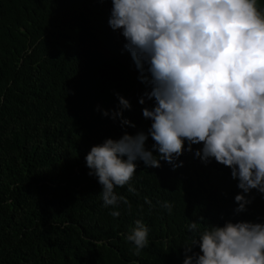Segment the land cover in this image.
I'll use <instances>...</instances> for the list:
<instances>
[{"label": "trees", "instance_id": "obj_1", "mask_svg": "<svg viewBox=\"0 0 264 264\" xmlns=\"http://www.w3.org/2000/svg\"><path fill=\"white\" fill-rule=\"evenodd\" d=\"M51 1L0 0V264H183L191 222L264 223V194L253 190L247 211L236 214L238 181L227 167L197 158L202 145L185 151L175 170L163 160L160 168L138 160L135 192L116 189L131 208L104 207L85 157L106 139L147 133L142 109L153 105L144 97L150 89L100 4L86 3L98 41H76L69 30L45 32L53 26L44 15ZM117 93L130 101L124 117L135 127L112 119ZM153 143L149 137L146 148ZM137 219L149 229L139 256L126 240Z\"/></svg>", "mask_w": 264, "mask_h": 264}, {"label": "clouds", "instance_id": "obj_2", "mask_svg": "<svg viewBox=\"0 0 264 264\" xmlns=\"http://www.w3.org/2000/svg\"><path fill=\"white\" fill-rule=\"evenodd\" d=\"M52 0L47 31L69 30L76 41L97 38L99 28L87 13V0ZM109 26L121 32L125 50L139 72L138 79L153 101L142 109L151 121L147 133H125L106 139L86 155L89 175L102 186L104 207L131 205L116 189L128 186L137 161L160 168L173 166L185 151L204 164L217 162L231 171L240 193L236 214L247 211L253 190L264 194V3L262 0H94ZM98 41V38H97ZM94 41V44H99ZM112 119L135 127L124 117L131 103L116 94ZM145 98L139 103L145 104ZM99 110V109H98ZM105 117L109 112H103ZM154 141L151 150L146 142ZM187 145V146H186ZM156 153V155H154ZM126 158V159H125ZM151 203L150 201H146ZM162 207L171 214L172 204ZM119 211H112L114 218ZM203 218H201V221ZM205 225L199 230V225ZM194 233L184 246L183 264H264V223L226 221L223 226L191 222ZM123 235V234H122ZM149 229L137 219L126 236L139 256L149 244ZM199 248V252H193Z\"/></svg>", "mask_w": 264, "mask_h": 264}]
</instances>
